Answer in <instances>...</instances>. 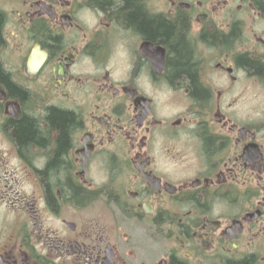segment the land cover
Here are the masks:
<instances>
[{
    "label": "flooded vegetation",
    "instance_id": "obj_1",
    "mask_svg": "<svg viewBox=\"0 0 264 264\" xmlns=\"http://www.w3.org/2000/svg\"><path fill=\"white\" fill-rule=\"evenodd\" d=\"M129 2L184 27L194 80ZM0 20L22 92L0 82V264H264V0H0ZM53 110L74 117L57 167Z\"/></svg>",
    "mask_w": 264,
    "mask_h": 264
},
{
    "label": "trees",
    "instance_id": "obj_2",
    "mask_svg": "<svg viewBox=\"0 0 264 264\" xmlns=\"http://www.w3.org/2000/svg\"><path fill=\"white\" fill-rule=\"evenodd\" d=\"M128 20L136 24L140 31L147 37L160 39L165 42L169 49L175 54L173 60V69L176 75H188L194 80L195 69L191 65V51L185 40V30L182 25L171 24L161 19L150 18L144 10L136 6L134 2H129ZM1 23V20H0ZM0 82L7 83L10 86V92L13 95H20L22 92L9 83L7 76L0 70ZM48 122L50 128L58 132V149L54 159L51 161V167H57L59 158L69 147V130L74 124V117L69 113H61L53 110ZM14 133L17 141L26 146L33 142L37 145H45L46 139L40 137L36 123L28 118H23L14 122Z\"/></svg>",
    "mask_w": 264,
    "mask_h": 264
}]
</instances>
